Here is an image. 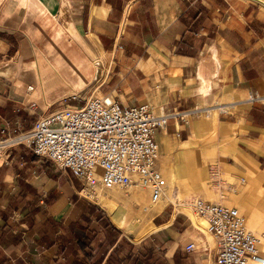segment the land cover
I'll list each match as a JSON object with an SVG mask.
<instances>
[{
  "label": "crops",
  "instance_id": "0c3cea01",
  "mask_svg": "<svg viewBox=\"0 0 264 264\" xmlns=\"http://www.w3.org/2000/svg\"><path fill=\"white\" fill-rule=\"evenodd\" d=\"M100 95L169 115L156 135L165 178L218 168L227 198L209 179L198 197L239 209L264 190V0H0V139ZM51 164L25 145L0 155V264H49L38 242L46 221L68 225L89 204L84 181ZM201 190L192 180L187 198ZM155 204L137 240L102 209L119 241L152 237L169 264H216L217 242L190 206L177 195Z\"/></svg>",
  "mask_w": 264,
  "mask_h": 264
},
{
  "label": "built area",
  "instance_id": "2783aa9c",
  "mask_svg": "<svg viewBox=\"0 0 264 264\" xmlns=\"http://www.w3.org/2000/svg\"><path fill=\"white\" fill-rule=\"evenodd\" d=\"M168 118L157 114L151 104L123 106L101 95L81 106L42 115L31 130L0 139V155L9 147L25 145L36 156L83 180L84 189L139 185L150 190L152 203H158L168 183L157 168L160 147L156 135ZM213 171V184L223 193L226 184L218 168ZM185 204L206 220L217 242L216 264H264L260 250L264 233L251 232L239 208L201 197ZM194 249V243L187 246L188 251Z\"/></svg>",
  "mask_w": 264,
  "mask_h": 264
},
{
  "label": "trees",
  "instance_id": "16d2710c",
  "mask_svg": "<svg viewBox=\"0 0 264 264\" xmlns=\"http://www.w3.org/2000/svg\"><path fill=\"white\" fill-rule=\"evenodd\" d=\"M121 234L106 211L89 202L80 220L68 225L48 219L38 242L49 253V264H103L113 247L105 264H169L152 237L134 244L126 237L119 241Z\"/></svg>",
  "mask_w": 264,
  "mask_h": 264
},
{
  "label": "rangeland",
  "instance_id": "374dc122",
  "mask_svg": "<svg viewBox=\"0 0 264 264\" xmlns=\"http://www.w3.org/2000/svg\"><path fill=\"white\" fill-rule=\"evenodd\" d=\"M72 94L73 93H68L67 95H65V97H66L65 99L68 100L69 98H71ZM91 95H92V91H90V90L79 93L80 98L90 97ZM65 99H60V101H58V103H62ZM37 113L43 114L44 112L43 111H37ZM38 114H36L35 116L38 117ZM51 166L57 170V167L55 165L51 164ZM200 166L201 167L198 166L196 168V173L193 176V179L191 177L189 179H187V177L185 175L173 176L172 178L166 177L168 180V193L173 192L174 196H172L170 194L168 195V193H167V195H165V197H163L164 199L162 201H160V203H157L151 207V210H153L156 205L163 203V201L165 203H168L169 201H174L176 198V195H177V198L179 199V201L184 202V204L186 202H188L189 200L193 199L194 197L202 196L204 194V191H205L203 184H205V182L208 179H209V181H211V184H212L214 171H213L212 166H209L208 169H206V168L203 169L202 165H200ZM60 172L65 174L67 180H69V176H72L70 171L60 170ZM192 180L197 181L199 188H201L203 190L199 191L198 192L199 194L193 196V198H191V197L187 198V196H188L187 188L189 187V185L192 184ZM84 190L82 192V198L87 202H91L92 204H95V205L105 209L107 211L108 215L111 217V219H113L115 222H117V224L119 226H122L125 234L128 237H130L131 239L137 240V238L143 237L144 235L151 232L150 231V230H152L151 213L149 211L145 212L147 209H149V205L151 202L150 201V193L146 188L138 187V188L103 189V188L99 187L95 192H92L91 190H89L91 193H93V195L95 196V199L91 196H87L84 193ZM86 190H88V189L86 188ZM142 190L147 192L149 195L147 193H144V192L141 193L140 191H142ZM135 191H138V192L135 193ZM218 193L220 196H223L224 198H227V196L229 195L228 191H224L223 193H221V192H218ZM100 197L108 198L110 200V203H112V204H108L106 206L100 204L97 200V198H100ZM145 199H147V201ZM240 210L245 215V217L247 219L248 228L251 232H254L258 235L264 233V190L253 191L251 193L250 197L248 198L246 209H240ZM137 212L143 213V216L146 217V219L143 222V227H142L141 231L139 229H137L136 227H134L135 225L133 223L129 222V220L125 216L126 214H129V213L133 214V213H137ZM256 213L263 217V222L260 224H255V219L253 218V216H256L255 215ZM193 218H194L196 223H203L204 230H205V232H207L206 220L204 218L198 216L195 212H194ZM203 234H204L203 237L205 239L206 238L205 233H203ZM205 244H207V243H205ZM202 245H204V244L202 243ZM260 250L262 252V255L264 256V244H262L260 246ZM212 253L214 255L215 250H213Z\"/></svg>",
  "mask_w": 264,
  "mask_h": 264
},
{
  "label": "bare ground",
  "instance_id": "6f19581e",
  "mask_svg": "<svg viewBox=\"0 0 264 264\" xmlns=\"http://www.w3.org/2000/svg\"><path fill=\"white\" fill-rule=\"evenodd\" d=\"M98 189V188H97ZM96 189V190H97ZM95 190V191H96ZM92 191V190H91ZM95 191H92V192H95ZM84 193L87 195V196H91L95 199V196L93 195V193H91L89 190H84ZM98 202L102 205H108V204H112L110 203V200L108 198H105V197H100V198H97ZM138 203V202H137ZM141 206V205H140ZM127 213V212H126ZM129 213V214H126L125 216L127 217V219L129 220V222L133 223L137 229H139L140 231L142 230V227H143V222L144 220L146 219L145 216H143V213Z\"/></svg>",
  "mask_w": 264,
  "mask_h": 264
}]
</instances>
